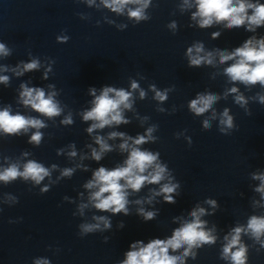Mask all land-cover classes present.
I'll use <instances>...</instances> for the list:
<instances>
[{"label": "water", "instance_id": "obj_1", "mask_svg": "<svg viewBox=\"0 0 264 264\" xmlns=\"http://www.w3.org/2000/svg\"><path fill=\"white\" fill-rule=\"evenodd\" d=\"M99 4L100 0L91 5L87 0H0V41L10 49L0 55V65L10 69L20 60L38 57L41 61L40 68L21 76L7 72L10 80L7 84L0 82V107L10 104L14 112L46 121L40 129L44 135L39 145L28 142L34 128L19 135L0 134V165L15 162L22 168L29 159L48 167L58 165L51 169V178L46 176L40 184L22 178L0 181V264H32L34 256H48L52 264H113L122 258L129 241L170 235L180 223L173 217L187 216L197 202L211 208L204 203L207 197L216 199L217 206L202 219L208 221L207 227L215 226L218 239L198 249L196 259L189 256L187 264H229L220 256L224 234L235 225H246L253 214L264 216V197L255 190L260 180L253 177L255 172H264V103L258 98V94H264V87L231 81L223 69L232 61L189 66L185 52L197 40L206 49L218 45L231 49L251 33L223 24L201 28L191 20L195 9L181 7L183 0H151L146 9L149 19L139 22L128 17L127 9L121 14L103 5L97 7ZM172 20L177 21L176 30L168 27ZM122 24L127 27L120 28ZM217 27L223 28V33L213 39L211 32ZM258 33L264 34V27ZM65 34L67 42H59L58 35ZM52 60L55 63L45 79L43 72ZM133 79L145 89V97H140L139 89H130ZM21 81L43 86L46 91L49 84L55 85L61 114L48 117L20 104L17 97ZM152 83L159 89H169L166 100L154 98L149 88ZM106 84L133 92L132 108L124 110L129 123L105 126L89 134L85 129L92 121L81 117L82 110L91 106L88 87L94 85L99 92ZM233 84L247 98L246 104L235 102V93L225 95ZM207 91L216 92L219 98L213 108L196 115L189 101ZM161 107L165 111H160ZM225 107L233 116L234 126L221 132L220 114ZM68 113L74 122L62 124ZM206 118H211L210 127L204 125ZM151 125H157L153 132L157 139L141 147L159 150L161 159L180 181L176 202L156 197L151 205L145 203L146 208L160 210L150 221L135 214V204L129 206L132 213L127 216L101 213L91 205L81 214L79 205L88 201L91 191L83 185L91 178L92 169L99 164L113 167L127 155L119 150L121 138L116 137L108 141L116 147L100 161L90 158L91 150L86 145L95 143L92 135L99 132L106 136L113 129L135 135ZM72 142L77 149L75 157L66 154ZM58 148L65 151L57 154ZM25 151L28 156L23 155ZM82 152L89 153L83 161ZM80 162L89 167H77L70 176H61L63 168ZM45 184L50 187L42 192ZM156 187L146 184L130 199L148 196L149 189ZM65 196L70 199H63ZM17 197L18 202L14 199ZM94 213L111 216L112 229L79 236L78 225L94 222ZM18 217L22 219L16 220ZM9 218L16 222L10 223ZM120 220L125 221L123 228L117 227ZM105 235L110 237L107 242L103 240ZM241 239L249 246L248 264H264V248L255 238L242 233Z\"/></svg>", "mask_w": 264, "mask_h": 264}, {"label": "clouds", "instance_id": "obj_2", "mask_svg": "<svg viewBox=\"0 0 264 264\" xmlns=\"http://www.w3.org/2000/svg\"><path fill=\"white\" fill-rule=\"evenodd\" d=\"M151 0H100V5L117 13H125L127 9L128 17L135 18L137 22L147 20L149 16L146 12ZM89 5L94 4L95 0H87ZM182 8L195 9L191 12V20L201 28H207L213 24H223L225 28H243L251 33L246 36L239 44L231 49L217 46L212 49H206L202 41H195L186 48L185 55L188 58L189 66H199L202 63L215 64L232 61L227 64L223 71L231 81H239L244 85H254L259 83L264 87V34L258 33V29L264 27V0H183ZM120 28L127 27L126 24L119 25ZM168 27L176 30L177 21L172 20ZM223 28L217 27L211 32L213 39L222 35ZM59 42H67L68 35H58ZM10 49L4 41H0V55L8 54ZM219 57V60H217ZM54 60L49 62L43 72L46 79L52 70ZM41 67V61L38 57L28 60H20L10 69L7 65H0V82L7 84L10 80L8 71L16 76L23 75L26 71L38 69ZM47 90L40 85L29 84L21 81L18 90V101L24 106H30L33 110L42 113L48 117L60 115L63 111L60 102L56 99L57 91L55 85L49 84ZM154 91V98L158 101H164L168 97V88L159 89L155 83L149 85ZM130 89H139L141 98L145 97L146 91L141 88L139 82L135 79L131 81ZM88 91L92 96L91 106L81 112L84 121L91 120L86 127L89 134H93L96 129H103L105 126L119 125L129 123V117L124 114L125 109H131L133 104V92L123 87L117 88L113 85H102L99 92L94 85H89ZM228 92L235 93L234 100L241 105L247 103V98L240 92L238 85L233 84L227 89ZM219 98L214 91L200 92L189 101V108L196 114H202L208 109L213 108L214 103ZM259 101L264 103V94H258ZM160 111H165L163 107ZM216 113L213 111V117ZM147 119V117H145ZM62 124H72L73 117L71 113L65 115L61 121ZM221 132H227L233 128V116L229 108L225 107L220 114ZM205 127L211 126V118L204 121ZM46 126V121L38 116L25 115L20 111H13L10 104L0 107V134L19 135L22 132L28 133L31 129H36L28 136V142L39 145L43 133L41 128ZM157 125L147 127L144 132H137L131 135L128 132L113 129L107 135L95 132L92 140L88 143L90 158L100 161L104 154L113 150L116 145L110 144L109 139L120 137L118 148L127 155L121 161H118L113 167H107L99 164L92 169L91 178L84 183V187L90 189L88 201L79 205L80 212L89 205L100 210L101 213H112L127 216L132 213L129 207L132 204L138 205L135 214L143 221L154 220L159 213L155 207L146 208L145 203L151 205L156 197H161L164 202L175 203L177 198V189L180 187V181L176 180L169 169L167 162L163 161L159 150H152L141 147L148 141H155L156 136L153 132ZM189 145L193 143L192 137H187ZM98 146V147H97ZM67 155L75 157L77 149L75 142L68 146ZM64 148H58L57 154L63 153ZM28 156L27 151L23 152ZM89 157V153L82 152L80 160L83 161ZM5 159H8L5 157ZM53 163L50 167L42 162L29 159L23 163L21 168L19 164L12 162L8 165H0V181L8 183L17 178L24 180L31 179L35 184L48 176L51 178V169L57 168ZM82 167L87 169L89 165L82 162L76 163L73 167H65L61 170V176H70L75 168ZM253 177L260 180L256 186V191L264 197V172H255ZM59 179V177H57ZM54 183V181H53ZM146 184H156L158 187L150 188L151 193L148 196L136 197L130 199L134 192H139ZM50 185L42 186L41 191H47ZM83 196V193H80ZM18 202V197L14 198ZM63 199H70L65 196ZM204 203L211 205V208H205L201 203L191 209L187 216L180 214L173 217L180 221L170 235H155L144 238H137L129 241L128 247L123 251L122 258L113 262V264H187L190 256L196 259L198 249L205 244H214L218 239L215 226L207 227L208 221L202 217L209 212H214L217 206L216 199L212 197L205 198ZM75 215V213H74ZM22 219L18 217L16 220ZM94 222H82L78 225V235L83 237L89 233H104L112 229V217L106 214H93ZM9 218V222H16ZM124 220H120L118 228H123ZM250 233L252 237L264 248V216L251 215L246 225H235L223 236L224 243L221 247L220 256L229 264H248V245L242 241L241 234ZM110 239L108 235L103 236L107 242ZM49 247H52L49 245ZM183 249V251H179ZM260 249H257L259 252ZM32 264H52L48 256L32 258Z\"/></svg>", "mask_w": 264, "mask_h": 264}]
</instances>
